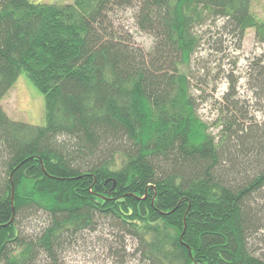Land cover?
<instances>
[{
	"label": "trees",
	"instance_id": "1",
	"mask_svg": "<svg viewBox=\"0 0 264 264\" xmlns=\"http://www.w3.org/2000/svg\"><path fill=\"white\" fill-rule=\"evenodd\" d=\"M250 4L0 0V101L20 73L44 97L39 125L0 104V264L96 246L110 264H264V50L223 66L247 29L264 43Z\"/></svg>",
	"mask_w": 264,
	"mask_h": 264
},
{
	"label": "rangeland",
	"instance_id": "2",
	"mask_svg": "<svg viewBox=\"0 0 264 264\" xmlns=\"http://www.w3.org/2000/svg\"><path fill=\"white\" fill-rule=\"evenodd\" d=\"M34 2H72L73 0H32ZM250 8L253 13L260 19H264V0H251ZM132 8H126L116 12L114 18L124 22L131 27L136 42L148 48L152 43L151 36L139 31L133 24ZM132 25V26H131ZM226 51L225 59L227 64H223L224 68H229V62L231 59L237 60L236 74L239 76L240 72L244 73L245 66L248 59L255 53H259L264 50V43H257L254 40V30L249 28L246 30L241 47L239 49ZM204 52V51H203ZM217 56L222 54L218 53ZM228 58V59H227ZM238 88L240 94L248 93L247 96H251L252 92L246 90V78L242 75L238 77ZM227 78H223V81L219 83L217 91L214 93V98H219L221 93L227 87ZM212 100L203 103L199 112L204 118L212 119L215 116V110L212 108ZM0 104L3 110L7 113L8 117L13 120L23 121L32 124L44 123V97L43 94L37 89V87L29 80L25 73H20L16 78L14 84L5 92ZM98 246L88 249L87 251L81 248H75L70 250L65 255V264H110L111 260L106 259V252L97 248ZM85 248V247H82ZM106 259V260H105Z\"/></svg>",
	"mask_w": 264,
	"mask_h": 264
}]
</instances>
